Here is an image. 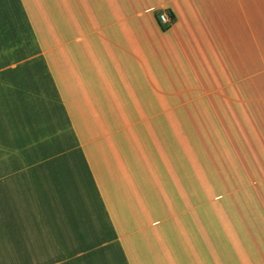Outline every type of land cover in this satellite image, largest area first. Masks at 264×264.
Here are the masks:
<instances>
[{"label":"crops","instance_id":"1","mask_svg":"<svg viewBox=\"0 0 264 264\" xmlns=\"http://www.w3.org/2000/svg\"><path fill=\"white\" fill-rule=\"evenodd\" d=\"M244 18L245 0H0V264H260L264 208L213 191L194 117L147 105L226 86Z\"/></svg>","mask_w":264,"mask_h":264},{"label":"rangeland","instance_id":"2","mask_svg":"<svg viewBox=\"0 0 264 264\" xmlns=\"http://www.w3.org/2000/svg\"><path fill=\"white\" fill-rule=\"evenodd\" d=\"M237 53L229 55L226 86L194 99H148L147 105L151 110L156 101L160 110L194 117L196 158L213 191L247 195L254 208H264V0H245ZM259 234L264 264V230Z\"/></svg>","mask_w":264,"mask_h":264},{"label":"built area","instance_id":"3","mask_svg":"<svg viewBox=\"0 0 264 264\" xmlns=\"http://www.w3.org/2000/svg\"><path fill=\"white\" fill-rule=\"evenodd\" d=\"M159 23H161L164 26L169 25L172 22V18L169 17V15L165 12L160 13L157 17Z\"/></svg>","mask_w":264,"mask_h":264},{"label":"trees","instance_id":"4","mask_svg":"<svg viewBox=\"0 0 264 264\" xmlns=\"http://www.w3.org/2000/svg\"><path fill=\"white\" fill-rule=\"evenodd\" d=\"M172 18V17H171Z\"/></svg>","mask_w":264,"mask_h":264}]
</instances>
